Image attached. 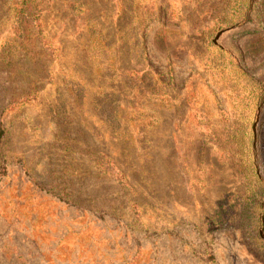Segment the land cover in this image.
Segmentation results:
<instances>
[{"label":"rangeland","instance_id":"374dc122","mask_svg":"<svg viewBox=\"0 0 264 264\" xmlns=\"http://www.w3.org/2000/svg\"><path fill=\"white\" fill-rule=\"evenodd\" d=\"M0 0V264H264V0Z\"/></svg>","mask_w":264,"mask_h":264},{"label":"trees","instance_id":"16d2710c","mask_svg":"<svg viewBox=\"0 0 264 264\" xmlns=\"http://www.w3.org/2000/svg\"><path fill=\"white\" fill-rule=\"evenodd\" d=\"M27 2H29V0Z\"/></svg>","mask_w":264,"mask_h":264}]
</instances>
